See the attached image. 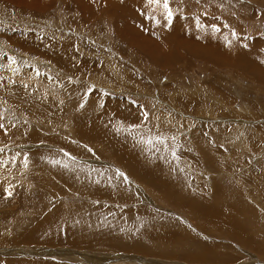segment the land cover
<instances>
[{
	"label": "rangeland",
	"instance_id": "374dc122",
	"mask_svg": "<svg viewBox=\"0 0 264 264\" xmlns=\"http://www.w3.org/2000/svg\"><path fill=\"white\" fill-rule=\"evenodd\" d=\"M169 5L0 0V264H264V0Z\"/></svg>",
	"mask_w": 264,
	"mask_h": 264
},
{
	"label": "bare ground",
	"instance_id": "6f19581e",
	"mask_svg": "<svg viewBox=\"0 0 264 264\" xmlns=\"http://www.w3.org/2000/svg\"><path fill=\"white\" fill-rule=\"evenodd\" d=\"M16 1H18V0H16ZM41 1V0H40ZM36 2V1H35ZM37 3H38V1H37ZM37 3H36V5H37ZM92 125V124H91ZM86 126V125H85ZM93 126H94V124H93ZM84 128V127H83ZM86 129H87V127H85ZM83 130V129H82ZM90 132V131H89ZM85 133V132H84ZM76 134V133H75ZM81 136H84V135H82L81 134ZM81 139V138H80ZM121 145V144H120ZM125 147V146H124ZM121 148H122V146H121ZM114 149V148H113ZM114 151H115V149H114ZM119 151V150H118ZM165 152V151H164ZM130 153V152H129ZM111 154V153H110ZM126 155H128V154H126ZM132 155V154H131ZM112 156V155H111ZM123 156V155H122ZM115 158V157H114ZM113 159V158H112ZM129 159H127V161H128ZM145 160V159H144ZM131 161V160H130ZM135 161V160H134ZM140 161V160H139ZM138 162V161H137ZM125 163V162H124ZM124 163H122V164H124ZM126 164V163H125ZM128 164V163H127ZM149 164V163H148ZM147 164V165H148ZM152 164V163H151ZM154 164V163H153ZM156 165V164H155ZM124 167H127V168H125L130 174H131V176H133V178L134 179H136L137 181H141L139 178H145V180H147L150 184H152V185H155L156 186V184L157 183H155V181H157V179H155L154 180V178H155V176L153 175H151L150 174V172H148V169L147 168H141V167H138V166H134V164H133V166H128V165H125ZM55 169H56V167H55ZM59 175V174H58ZM63 175V174H62ZM143 176V177H142ZM161 179V178H160ZM68 183V182H67ZM75 183V182H74ZM72 185V184H71ZM157 187V186H156ZM164 187H166V186H164ZM116 190V189H115ZM97 191V190H96ZM99 192V191H98ZM107 192H108V190H107ZM115 192V191H114ZM92 195H94L95 196V193H93L92 192ZM97 195V194H96ZM99 195V194H98ZM108 195V194H107ZM110 195V194H109ZM108 197V196H107ZM174 198V197H173ZM205 200V199H204ZM195 202V201H194ZM192 204V203H191ZM179 205H180V203H179ZM208 206V205H207ZM194 207V206H193ZM204 207V206H203ZM208 209V208H207ZM203 212V211H202ZM194 216V215H193ZM222 216V215H221ZM204 221H206L207 223H210V221H212L209 217L208 218H206V220H204ZM45 222V221H44ZM47 222H49V224L51 225L52 224V222H53V219L51 220V218H49V219H47L46 220V222L45 223H47ZM227 223V222H226ZM231 225V224H230ZM233 225V224H232ZM68 231L69 232H71V231H73L72 229L71 230H69L68 229ZM36 234L38 233V235H40V238L41 239H43V237H42V233H44V232H35ZM70 235H72V234H70ZM230 235V234H229ZM59 237V235H56L55 236V239H57ZM95 237V236H94ZM61 238V237H60ZM60 238L58 239V240H60ZM62 239V238H61ZM71 239H73V238H71ZM82 239V238H81ZM54 242V241H53ZM69 242H71V243H75L76 241H73V240H67V243H68V245H69ZM66 243V244H67ZM70 243V244H71ZM77 243V242H76ZM75 243V244H76ZM76 246V245H75ZM134 248H135V246H134ZM140 248V247H139ZM209 248V247H208ZM212 248V247H211ZM135 250V249H134ZM212 250H213V248L212 249H209V252L207 253V252H205V251H203V250H201L200 252H199V254H189L188 256H190V258H188V261L190 262V263H192V264H194V263H201V264H204V263H212V264H219L218 262H219V260L221 261V262H223V261H225V258L224 257H217V256H213V255H210L211 253H212ZM209 254V255H208ZM213 254V253H212ZM195 256V257H194ZM208 257V258H207ZM211 258H213V259H215V260H213V259H211ZM189 263V264H190ZM17 264H19V262L17 263ZM21 264V263H20Z\"/></svg>",
	"mask_w": 264,
	"mask_h": 264
},
{
	"label": "snow or ice",
	"instance_id": "6c2138e0",
	"mask_svg": "<svg viewBox=\"0 0 264 264\" xmlns=\"http://www.w3.org/2000/svg\"><path fill=\"white\" fill-rule=\"evenodd\" d=\"M148 3L150 4V5H152V4H155V5H160L162 8H163V10L165 11V13H166V19L169 21V22H171V18H172V15H173V13H172V10H171V8H170V5H169V0H148ZM218 30V29H217ZM8 60H9V65H8V67H9V69L12 71V72H17L19 69L18 68H16V67H12L13 65H16V63H17V61H16V59L14 58V57H8ZM36 74L37 75H40V73H39V71L37 70V72H36ZM0 79H2V78H0ZM81 107H83V105H81ZM147 117V114H145V118ZM4 127V125L3 124H0V128H3ZM133 127H135V126H133ZM156 142L157 143H161V144H166V141H165V138H163V137H157L156 138ZM146 143H148L149 145H151L152 143H153V141L151 140V139H148L147 141H146ZM4 151V149L3 148H0V153H2ZM65 155H69V154H67V153H65ZM173 155L175 156V153H173ZM16 159V157H13V161ZM27 160H28V158H27V156H25L24 157V167L25 168H27V166H28V164H27ZM52 164H54V165H61V161H59V160H52V161H50ZM6 164V162L5 161H2V160H0V166H4ZM63 167H65V168H67L68 167V165L67 164H63L62 165ZM119 175H121V176H124V173H122V172H120V173H118ZM126 178V177H125ZM7 195H11V192L10 191H8L7 192Z\"/></svg>",
	"mask_w": 264,
	"mask_h": 264
},
{
	"label": "crops",
	"instance_id": "0c3cea01",
	"mask_svg": "<svg viewBox=\"0 0 264 264\" xmlns=\"http://www.w3.org/2000/svg\"><path fill=\"white\" fill-rule=\"evenodd\" d=\"M236 241H241V240H236ZM224 262V261H223ZM223 262H221V263H223ZM204 264H206V263H204ZM220 264V263H219ZM225 264H226V262H225Z\"/></svg>",
	"mask_w": 264,
	"mask_h": 264
}]
</instances>
